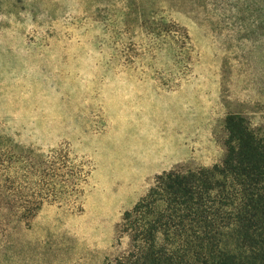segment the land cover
<instances>
[{"label": "rangeland", "instance_id": "374dc122", "mask_svg": "<svg viewBox=\"0 0 264 264\" xmlns=\"http://www.w3.org/2000/svg\"><path fill=\"white\" fill-rule=\"evenodd\" d=\"M232 114L264 139V0H0V264L123 255L125 211L219 163Z\"/></svg>", "mask_w": 264, "mask_h": 264}, {"label": "trees", "instance_id": "16d2710c", "mask_svg": "<svg viewBox=\"0 0 264 264\" xmlns=\"http://www.w3.org/2000/svg\"><path fill=\"white\" fill-rule=\"evenodd\" d=\"M226 129L219 163L156 176L122 217L130 248L104 264H264V139L238 114Z\"/></svg>", "mask_w": 264, "mask_h": 264}]
</instances>
